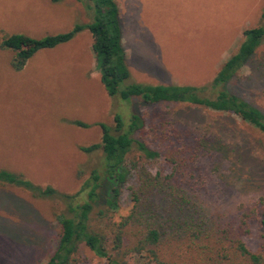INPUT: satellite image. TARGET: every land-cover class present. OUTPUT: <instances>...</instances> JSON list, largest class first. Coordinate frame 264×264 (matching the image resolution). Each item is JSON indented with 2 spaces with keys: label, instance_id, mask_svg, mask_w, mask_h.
<instances>
[{
  "label": "rangeland",
  "instance_id": "rangeland-1",
  "mask_svg": "<svg viewBox=\"0 0 264 264\" xmlns=\"http://www.w3.org/2000/svg\"><path fill=\"white\" fill-rule=\"evenodd\" d=\"M114 2L129 73L121 88L207 84L236 51L242 30L260 25L264 8V0ZM83 4L78 0H0V39L14 34L39 39L67 33L75 25L90 22L91 12ZM90 44L91 36L83 30L66 43L37 51L18 72L10 67L12 53L0 50V169L21 175L35 186L73 194L92 169H101L100 150L84 154L79 148L99 144L98 125L113 127V115L126 122L131 113H137L143 129L132 138L157 151L158 157L147 160L135 146L131 148L126 155L130 173L119 187L117 209L103 217L97 210L106 207H96L89 217V230L111 238L116 225L131 212V192L139 188L144 173L168 175L178 163L184 176H193L183 184L184 207L190 208L195 219L212 216L218 230H204L194 246L226 236L224 242L213 243L215 250H226L228 260L223 264H250L226 240L239 238L253 254L264 246L259 210L253 209L258 198L264 199L263 138L230 114L185 104L145 105L109 98L99 82ZM227 89L264 113V43ZM176 133L183 138H175ZM196 139H204L208 148L221 154L196 151ZM142 200L157 205L150 191ZM62 213L63 206L55 199L35 198L0 185V264H45L56 248L59 226L55 218ZM160 214L165 212L161 209ZM240 214L245 225L238 221ZM177 239L163 237L157 250L162 261L182 264L186 238ZM105 245L115 261L137 263L129 252L112 251L109 240ZM210 248L205 253L215 256ZM70 264L112 263L79 244Z\"/></svg>",
  "mask_w": 264,
  "mask_h": 264
},
{
  "label": "trees",
  "instance_id": "trees-1",
  "mask_svg": "<svg viewBox=\"0 0 264 264\" xmlns=\"http://www.w3.org/2000/svg\"><path fill=\"white\" fill-rule=\"evenodd\" d=\"M48 1L55 3L59 0ZM78 1H83L82 6L87 12H91L90 22L85 25H75L67 33L39 39L19 34L0 39V50L12 53L10 67L13 71L22 70L25 63L37 51L66 43L75 34L87 30L91 36L90 49L98 67L99 82L109 98H117L125 102L136 100L145 105L185 104L215 113L230 114L257 132L264 140V113L227 89L229 82L244 68L256 48L264 43V8L260 14V25L242 30V40L236 51L220 65L207 84L202 86L129 84L121 88L120 85L128 79L129 73L125 65L117 5L114 0ZM74 124L82 128L86 127L84 124ZM98 127L101 134L100 143L80 147L79 150L84 154L100 150L101 169H92L78 191L73 194H62L47 186H35L21 175L0 169L1 186L21 189L35 198L55 199L63 206L64 213L55 218L59 226L57 245L45 264H70L79 244L97 258L109 259L112 264H127L122 260L117 262L110 258L105 245L107 240L110 241L112 251L116 254L122 251L129 252L136 259V264H181V262H164L158 257L157 250L161 248V240L166 235L176 240L186 238L184 248L187 251L182 264H223L224 260L227 261L225 248L220 247L215 250L213 244L224 242L222 239L226 236L218 235L213 241L208 239L205 244L198 243V246H194L193 242L198 240L199 234L204 230H218L214 221H211L212 216H196L195 219L190 208L184 207L183 184L186 179H193V176L191 174L184 176L178 163L168 175L162 176L157 173L151 176L144 173L145 177L141 179L139 188L131 192L134 203L131 212L116 225L111 238L89 230V217L96 207H106L105 210H97V215L103 217L117 209L119 187L130 173L131 166L126 160V155L131 148L135 146V149L147 160L158 157L157 151L149 149L144 142L132 138L135 132L143 129V121L137 113H131L126 122L115 114L113 127L105 124H99ZM187 136L188 134L185 135ZM175 138H183L182 133H176ZM195 144L196 151L221 154L218 150L208 148L204 139H196ZM179 183L181 187L178 186ZM178 190L183 194L181 195ZM149 191L157 205H150L142 200ZM256 208L259 210L258 224L264 229L263 198H258L254 203L253 209ZM161 209L165 215L160 214ZM238 221L241 225H245L243 214H240ZM226 242L250 264H264V246L258 254H253L246 249L239 238L235 237L234 240H226ZM207 246L214 250L212 252L215 256L205 253Z\"/></svg>",
  "mask_w": 264,
  "mask_h": 264
}]
</instances>
